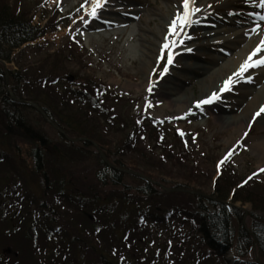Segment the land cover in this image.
<instances>
[{
  "label": "rangeland",
  "instance_id": "1",
  "mask_svg": "<svg viewBox=\"0 0 264 264\" xmlns=\"http://www.w3.org/2000/svg\"><path fill=\"white\" fill-rule=\"evenodd\" d=\"M0 1L10 8L15 6L18 12L21 7L24 9V14L31 13L34 25L45 26L48 20L45 27L52 30L55 28V31L46 34L22 52L12 53V61L8 62L6 67L9 74V88L16 98H19L18 94L23 97H26L27 94L36 97L35 94L39 93L40 82L44 78L54 80L55 77H60L59 85L73 84L68 81V78H74L75 81L78 79L82 81L93 80L97 85L102 86L104 93L110 91L123 97V99H120L122 101L117 102L115 100L114 104L110 105L115 106V114H127L130 117L141 114L152 121L166 125L164 127L165 134H154V137L150 138L149 141L148 136H146L145 140L137 145L140 148L141 157H143V153L150 154L152 157L151 163L146 164L153 173L145 172L144 174L149 175L152 181L156 182V186L169 188L172 184L181 185V182L188 185L187 181H183L187 179L192 183L189 188L202 191L212 197L215 195L212 180L217 174V165L226 157L231 159L230 163L224 165V167L226 166V173L231 167L234 171L229 172L230 181L228 182V179H226L228 182L227 187L224 183L220 186L225 190H229V195L234 184H238L239 180L244 179L246 176L254 174L264 181V159H260V152L255 147L256 143L264 142L263 120H252L251 118L248 121L246 118L243 123L242 120L230 122L232 123L230 125L222 123L217 117L219 115L210 111L208 104L198 105L201 98L200 90L196 86L198 76L179 69L180 66L188 62L207 64L206 61L196 59L197 57L218 58L220 48L216 45L210 47L204 43L202 37L205 31L202 28L192 30L189 45L182 48H195L194 54L197 57L186 58L178 62L169 77L171 82L183 84L188 92L193 93V102L188 105L191 104L192 107L188 111L180 113L177 108L165 107L164 101L158 97L161 92V84L157 81L165 73L166 62L170 57L167 58L166 54L160 65L155 61L150 70L147 64L152 60L143 55L142 51L149 48L160 53L158 49L160 44L161 46L163 44L161 40L166 37V41L168 36L167 43L169 45L167 48L173 45L172 43L177 38L170 34L172 27L169 26L168 21L173 16L175 17V13L172 16L170 12L171 10L178 11L179 7L176 2L181 0H110L104 2L103 12L97 18H93L91 12H88L91 9L90 7L94 6L96 0ZM205 1L195 0L194 8L196 11L200 10L199 8ZM224 2L225 0H208L205 4H212L213 11L210 14L214 18L232 19L241 22L249 20L245 9L241 10L235 7L237 0H228L227 4H224ZM101 7L103 5L96 7V11L101 10ZM137 10L142 12L137 13ZM122 13L131 17L129 19L124 18ZM52 17H56L55 24ZM115 17L116 20L123 18L124 20L118 23L114 20ZM87 24L90 25L87 26ZM103 25H106V27ZM222 26L224 29H230L226 21ZM156 35L160 36L159 39ZM260 36V39L250 40L249 51H251V54L245 53L244 57L241 55L238 63L235 64L234 70L237 68L235 71L237 73L233 74L234 77L239 76L241 80L251 77L260 78L255 68H249L251 60L248 59L250 55H257L255 49L262 42L264 34H260ZM209 42L211 40L207 41V43ZM53 52H56L55 55L59 54L58 57L62 60V63L52 56ZM61 54L62 56H60ZM257 56L262 55L258 54ZM47 59L50 60L45 63L44 61ZM229 64L232 65V62ZM37 67L39 69L45 67L47 70L52 71L49 74L43 73L40 76L15 74L17 70ZM242 70L248 72L240 74ZM153 75L156 87H151L146 82L142 86L147 76L152 78ZM4 78V65L0 63V208H5V206L11 205V202L15 199H21L24 196L34 201L52 197L54 191L59 187V184L55 183V190L50 189L46 176L43 175L44 162H40V164L37 162L40 151H37L39 149H36V152L34 150L36 148L34 138L28 129L16 127L18 123L16 119L28 121L31 126L30 130H35L40 136L41 133H44L48 138L47 146L50 148L48 150L51 152L53 145L60 146L62 144L60 135L41 121L36 113L29 110L17 115L15 114L16 111L14 113L10 107H7L10 116L4 112L2 101L10 102L9 96L5 93ZM263 83L264 80H262L261 85ZM59 85H57V88ZM57 88H55L56 93H58ZM240 91L241 88L235 90L239 96H241ZM234 100H239V97L237 95L231 96L228 103ZM11 108L13 109V107ZM237 114H240L239 110ZM78 115L80 116V114ZM242 115L239 117H242ZM127 120L132 121L130 118ZM35 123L37 126H34ZM239 125L240 127H238ZM103 137L99 139L103 138V142L106 144H113V139H110L109 136L105 134ZM110 159L115 164L118 163L116 156H111ZM97 160L98 158L93 157L86 162L77 164L54 162L60 168L62 176L64 175L63 180L66 184H63V186H65L66 192H72L73 195H76L75 193L88 195L89 192V194H94V189L98 188L93 172L95 164L98 166ZM124 160L138 164L144 162V160L134 155H130ZM137 167L142 171V167L138 165ZM123 185L139 186L136 181L129 177L124 178ZM261 185L264 187V183ZM230 186L232 187L230 188ZM255 187H246L247 190L252 188L253 191L242 195V201L234 203L233 209L240 213L243 219L246 217L245 211L251 213L256 210L254 207L260 208V211L258 209L255 213L260 217H264V210L262 209L264 207V189L262 186ZM116 189L119 188L102 189V197H106L110 190L114 191ZM247 190L244 191L247 192ZM17 194H19V198H17ZM229 199L231 200V198ZM230 200L228 202H231ZM4 204L5 206H2ZM9 214L10 218L0 220V264H18L25 251L34 254L33 258L35 260H28L30 262L37 261L45 264L46 258L49 259L50 255L54 257L53 261L57 264L69 261L71 253L64 254V250L58 242H53L52 247L49 246L47 249V244L39 238L34 230L27 233V240L20 237V231L27 226L30 220L20 209ZM69 216L70 214L66 217ZM59 223L62 224L61 221ZM18 225H21V227L18 228ZM61 226L65 231L68 228L64 224ZM97 241L99 242V240ZM123 244H120V246L122 247ZM90 247L91 251L86 252V257L89 261L96 262L98 260L93 255L95 243H91ZM17 248L21 251V255L18 252L15 253ZM128 249L126 246L120 250L126 253L129 258L137 256L127 252ZM255 256V253H251L248 259L255 260ZM30 262L24 264H30Z\"/></svg>",
  "mask_w": 264,
  "mask_h": 264
},
{
  "label": "trees",
  "instance_id": "2",
  "mask_svg": "<svg viewBox=\"0 0 264 264\" xmlns=\"http://www.w3.org/2000/svg\"><path fill=\"white\" fill-rule=\"evenodd\" d=\"M23 2H27V0ZM47 31V28L41 29L38 26H32L29 14H24V9L21 7L18 12L15 6L14 8H10L7 4L0 1L1 58L9 60L8 56H2L6 51V47L7 52L20 49L24 44L33 42L44 36ZM52 56L62 63V60L58 57L59 54ZM44 70L47 69L44 68ZM48 70L51 71L50 69ZM41 71L43 70L34 68L36 74L41 73ZM42 86L44 87L39 86V93L35 94L37 95L36 97L33 96V101L40 104L49 117L69 135L94 140L105 148L108 154L116 156L118 158L117 164L123 168L133 169L143 174L145 172L153 173L150 170L151 168L147 166L152 161L150 154L146 155L143 153V157L140 154H134L135 157L144 160L141 164L124 160L130 156L129 153H133V148L128 141L133 139L132 134H134V131L129 129L128 124L115 121L114 132L112 127L111 130H106L105 133L106 136L113 139V144H106L103 142V135L105 136L103 130L100 129L95 120L87 119V113L83 112L82 108L76 104L74 106V104L66 102L64 98H59V95L57 93L54 94L53 88L49 87L47 83ZM9 107L14 113L16 111L15 114L17 115H21L27 111L24 107H15L13 104ZM17 115L16 117H18ZM39 119L43 121L40 116ZM16 121L19 124L18 127L30 130L31 127L28 121L20 119ZM34 126H37V124L35 123ZM33 132L36 149L40 147L38 139L46 144L48 138L44 133H41V137L35 130ZM101 137L103 138L100 140L99 138ZM60 147L62 151V155L60 156L47 154L42 150L39 153L40 157L37 158V162L39 164L40 162H44L43 175L46 176L50 189L52 191L55 190V183L59 184V187L54 191V195L50 197L49 203L46 204L41 201V204L36 206V212H40V215L36 214L33 220L34 223H32L34 227L31 224H27V228L24 227L20 231V237L27 240V233L35 228L36 234L47 244V249L49 246L52 247L53 242H58L64 250V254L71 253L69 261L59 262V264H123L122 261L124 260L125 253L120 250L119 243L121 242H119L117 237L118 232H121L122 236L129 234L127 238L125 236L130 245L127 252L131 253V255L136 254L138 257L146 256L148 253L153 252V247L150 249L152 239L154 240L155 238L156 242L164 234L166 237L165 245H167L174 236L178 241L176 245L178 249H175V251L180 258V264H229L224 260V256L232 245L246 256L252 251V237L242 226V215L236 210H231L221 202L208 201L190 195L160 194L146 181L133 176H125L106 166L98 155L95 156L93 152L87 150L90 147L88 143H82L81 145L64 142ZM110 155L109 157H111ZM93 157L98 158V166L95 164V170L93 171L95 183L98 186V188L94 189V194H89V192L88 195L79 193L73 195L72 192H66L65 186H63V184H66L63 180L64 175L62 176L60 168L54 162L60 161L77 164L86 162L89 158ZM137 165L142 167V171L138 169ZM125 177L133 179L139 186H124L123 181ZM183 181H187L189 184L186 185L181 182V185L188 187L192 185L187 179ZM221 182L222 179L217 182L214 193L216 194V199L224 202L229 196L228 190L220 186ZM225 183L226 181H224ZM106 188H119L114 191L110 190L106 195V201L112 202L111 205L104 204L101 198L103 196L101 191ZM251 189L247 191V194L250 193ZM241 195L243 193L238 194V196L236 195L234 201L242 199ZM181 197H184V200H182L185 203L176 201L180 200ZM55 198H58V200L55 201ZM172 198L173 200H171ZM184 205H186L185 208H177ZM148 207L150 209H157L158 211L163 210L161 216H159V220L166 233L156 232L153 234L150 228H143V222L140 226L141 222L138 223V217L145 213V221H147L148 213H153V211L147 210ZM254 208L260 211V208ZM262 209L264 210V207ZM167 213L174 220L175 227L170 222L167 223L165 221ZM69 214L70 216L66 217ZM28 215V218L31 219L30 214ZM251 215L250 230L256 237L258 247L261 250V256L264 260V217L254 215V213ZM38 216L39 218H37ZM144 217L140 218L144 221ZM58 221L66 223L67 229L70 232L64 231L61 234H57L56 225ZM17 227L19 228L21 225ZM168 228L170 233L167 232ZM150 237L154 238L151 239ZM91 243H95L93 255L98 260L96 262H91L86 257V252L91 251ZM122 247L125 248L126 244H123ZM22 251L24 252V250ZM16 252L21 255V251L18 248ZM33 255L29 251H25L22 258L19 259L18 264L30 262L28 260H35ZM152 258H154L153 254ZM53 260L54 257L50 255L49 259L46 258L45 264H48V262L49 264H57ZM149 260L152 261L153 259L149 258ZM150 263L146 262L142 264ZM30 264L44 263L33 261Z\"/></svg>",
  "mask_w": 264,
  "mask_h": 264
},
{
  "label": "bare ground",
  "instance_id": "3",
  "mask_svg": "<svg viewBox=\"0 0 264 264\" xmlns=\"http://www.w3.org/2000/svg\"><path fill=\"white\" fill-rule=\"evenodd\" d=\"M194 1L195 0H181L180 2H176L178 3L179 7L177 14V16H179V22L176 21L175 24H178L180 27H182L185 22V26H187V23L190 22L188 24L190 27L186 29L176 41V52L181 50L179 48L180 41H182L184 44H188V31L190 33L197 27H201L205 31L203 35V40L205 41L204 43L208 44L210 47L214 45L218 46L220 48L218 52L219 56L217 59H212L209 57H197L193 53L195 48H193L192 51L183 50L175 54L173 64L170 67L168 74L162 81H159V84H161V92L159 93L158 97H160V100L164 101L165 107L171 109L177 108L180 113L187 111L190 109V107H192L191 104L190 106L188 105L189 103L193 102V93L191 91L188 92L183 84L171 82L169 77L179 60L197 57L196 59L206 61L207 64L188 62L184 63L183 66H180L179 69L194 73L198 76V82L196 86L200 90L201 95L199 104L211 102L210 111L217 113L219 115L217 117L224 124L230 125L232 124L230 122L238 120H242L241 122L243 123L244 119L246 118L248 121H250L251 118L252 120L257 118L259 120H263L264 126V83L261 85L262 80H264V68L258 70V76H260L259 79L249 78L239 82L234 80L226 84L227 78L232 75V72L236 66L235 64L238 63L241 55L244 57V54L248 53L249 51L251 43L248 36L252 35L255 40L261 37L260 34H264V24L257 21L259 13L252 9L250 13L253 16V19L251 22L246 23L245 21L241 22L232 19H214L213 16L209 15V13L205 14L209 7L203 6L197 18L193 19L192 21L191 18H188L187 13L192 10ZM207 1L208 0L203 2L202 5H206L205 3H207ZM250 1L252 0H238V3L241 8H247ZM101 2L102 0H97L96 5L100 4ZM225 2H228V0H225ZM174 13L175 10H171L170 14H172V16ZM180 18L184 19L182 23L180 22ZM224 21H226L227 25L230 26L229 30L224 29L222 25H219L220 22ZM170 22L173 23L172 18L171 21H168V23ZM261 28L262 30H260ZM156 36L157 39H159L160 36ZM208 40H211V42H209L210 44L207 43ZM256 51L257 54H261L262 56L253 57L249 68H261L264 66V37H262V43L258 46V48H256ZM142 52L143 55H146L152 60L149 61V64H147L151 70L155 64V61L158 60V53L149 48H147L146 51L143 50ZM231 62L232 65L229 64ZM260 63H262V65L258 67L255 66ZM145 82L146 84H149V86H153L152 84L154 83H151V80L148 78V76L146 80L143 81L142 86ZM224 87H232L233 89H225ZM238 87L241 88V96H239V94L236 92L239 100H234L228 103L227 99L232 94H234L233 90L237 89ZM238 110L240 111V114H237ZM241 115L242 117H239ZM238 127H240V125ZM255 147L260 152V159H264V142L256 143Z\"/></svg>",
  "mask_w": 264,
  "mask_h": 264
},
{
  "label": "water",
  "instance_id": "4",
  "mask_svg": "<svg viewBox=\"0 0 264 264\" xmlns=\"http://www.w3.org/2000/svg\"><path fill=\"white\" fill-rule=\"evenodd\" d=\"M29 105L34 107L48 122L51 123V121L47 118V116L45 115V113L42 111V109L39 106H37V105H35L33 103H29ZM70 141H72V140H70ZM126 172H128L130 174H134L133 172H129V171H126Z\"/></svg>",
  "mask_w": 264,
  "mask_h": 264
}]
</instances>
